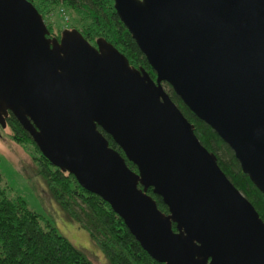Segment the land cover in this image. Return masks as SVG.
Returning a JSON list of instances; mask_svg holds the SVG:
<instances>
[{"label": "water", "instance_id": "95a60500", "mask_svg": "<svg viewBox=\"0 0 264 264\" xmlns=\"http://www.w3.org/2000/svg\"><path fill=\"white\" fill-rule=\"evenodd\" d=\"M113 5L155 78L105 39L94 46L74 29L49 38L30 2L0 0V127L10 113L39 153L107 202L156 262L264 264L263 220L163 85L264 194V0Z\"/></svg>", "mask_w": 264, "mask_h": 264}, {"label": "trees", "instance_id": "16d2710c", "mask_svg": "<svg viewBox=\"0 0 264 264\" xmlns=\"http://www.w3.org/2000/svg\"><path fill=\"white\" fill-rule=\"evenodd\" d=\"M40 14L49 15L56 9L72 12L70 29L79 31L91 44L98 38L110 42L134 67H141L155 78L146 57L138 48L131 34L119 19L113 0H27ZM71 11V12H70ZM71 15V14H70ZM72 18V16H71ZM49 35L61 37L52 24L45 22ZM55 31V32H54ZM166 92L183 115L193 124L194 133L204 147L217 157L218 165L234 186L251 202L264 222V194L244 174L233 151L206 123L198 119L163 83ZM5 125L10 139L17 144H28L32 151L35 174L42 180L49 196L59 204L80 227L85 228L91 240L102 252L106 264H161L152 259L123 220L110 205L98 195L85 190L72 174L52 166L38 151L28 134L9 113ZM101 130V129H100ZM102 131V130H101ZM109 146L123 155L120 147L103 132ZM127 166H136L126 160ZM1 179V177H0ZM158 208L168 213L161 197L147 189ZM175 230V224L172 225ZM0 264H94L87 255L69 241L47 220L30 209L20 197H9L0 185Z\"/></svg>", "mask_w": 264, "mask_h": 264}, {"label": "rangeland", "instance_id": "374dc122", "mask_svg": "<svg viewBox=\"0 0 264 264\" xmlns=\"http://www.w3.org/2000/svg\"><path fill=\"white\" fill-rule=\"evenodd\" d=\"M67 15L69 22H65L59 9H56L49 15H44L43 21L52 24L56 32L70 29L74 16L72 12ZM9 135L8 126L0 127V185L6 190L7 196L22 198L30 209L38 213L41 220H47L54 225L94 264H106L102 252L91 240L89 232L70 218L66 211L49 196L44 183L35 174L30 145L17 144Z\"/></svg>", "mask_w": 264, "mask_h": 264}, {"label": "built area", "instance_id": "2783aa9c", "mask_svg": "<svg viewBox=\"0 0 264 264\" xmlns=\"http://www.w3.org/2000/svg\"><path fill=\"white\" fill-rule=\"evenodd\" d=\"M59 11H60L61 15L63 16L65 22H69L70 19H69L67 13L65 12V10L64 9H60Z\"/></svg>", "mask_w": 264, "mask_h": 264}, {"label": "flooded vegetation", "instance_id": "af4514ba", "mask_svg": "<svg viewBox=\"0 0 264 264\" xmlns=\"http://www.w3.org/2000/svg\"><path fill=\"white\" fill-rule=\"evenodd\" d=\"M47 37H49V38H55L53 35H47ZM57 39H59V38H57Z\"/></svg>", "mask_w": 264, "mask_h": 264}]
</instances>
